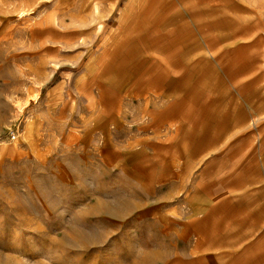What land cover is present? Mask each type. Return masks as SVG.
I'll return each mask as SVG.
<instances>
[{
	"label": "rangeland",
	"instance_id": "374dc122",
	"mask_svg": "<svg viewBox=\"0 0 264 264\" xmlns=\"http://www.w3.org/2000/svg\"><path fill=\"white\" fill-rule=\"evenodd\" d=\"M183 2L0 0V264L252 263L226 199L264 176V0Z\"/></svg>",
	"mask_w": 264,
	"mask_h": 264
},
{
	"label": "crops",
	"instance_id": "0c3cea01",
	"mask_svg": "<svg viewBox=\"0 0 264 264\" xmlns=\"http://www.w3.org/2000/svg\"><path fill=\"white\" fill-rule=\"evenodd\" d=\"M185 1L189 2H183L182 4L184 7H192L193 5L198 6L197 2L199 0ZM186 24L187 23H184V26H181L182 24L177 26L179 28L176 30L177 32L179 31L178 36L182 41L187 42L190 40L191 43H195V45H192L190 50L180 58L181 61L179 63L183 64L181 70L185 71H187L188 64L195 62L192 58L199 55V29L195 31L197 33L196 35H189L193 27L189 28ZM163 62L172 63L171 60L166 57H164ZM171 73L174 72H168L166 70L164 73L166 75L163 78H171ZM186 75H188V71L183 76ZM159 79H161V77ZM236 167L237 166H234L232 168L236 169ZM232 168H229L228 171L229 179L227 183L226 199L227 205L231 207V211L234 213L233 216H228L229 225L231 226V228H227V232L229 231V247L234 248L236 244L238 245L237 248L243 247V251L246 254L247 250L251 249L254 252L251 264H256L254 259L259 254L264 255V183H262L264 176L260 172V169H257L253 178H247V180L246 177H248V173H244L245 168H247L246 166H244L243 172H238ZM236 172L238 173L236 174ZM238 176H243V178L237 181ZM236 209L239 211L241 209L243 214L236 215ZM262 261L259 264H264V260Z\"/></svg>",
	"mask_w": 264,
	"mask_h": 264
}]
</instances>
